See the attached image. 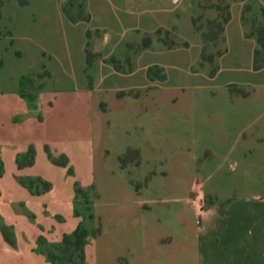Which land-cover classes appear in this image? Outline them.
Returning <instances> with one entry per match:
<instances>
[{"label": "crops", "instance_id": "crops-1", "mask_svg": "<svg viewBox=\"0 0 264 264\" xmlns=\"http://www.w3.org/2000/svg\"><path fill=\"white\" fill-rule=\"evenodd\" d=\"M120 1L133 15L128 49L144 34L166 28L162 22L148 26L145 19L162 13L166 0ZM232 4L240 15L244 6L254 5L264 19V0ZM70 5L75 6L63 23L82 26L75 59L57 57L49 42L33 38L26 41L32 48L27 70L3 75L0 57V264H57L47 254L80 224L87 231L81 260L66 264H264V81L230 87L227 100L211 106L193 97L181 127L171 120L163 124L156 106L150 108L154 112H139L133 135L126 112L106 133L95 107L99 88L93 73L102 67L116 75L130 71L120 65L128 55L100 56L104 42L89 37L97 30L89 24L92 14L75 16L81 4ZM31 12L34 24L42 11ZM7 20L3 51L25 21L16 9ZM240 28L250 42L251 64L256 39L246 35L241 19ZM63 43L66 47L67 40ZM86 49L97 54L90 62ZM5 56L15 60L10 52ZM39 70L41 85L30 98L23 96L20 79ZM251 70L259 73L264 66ZM196 126L203 127L202 147L195 144ZM196 148L206 154L200 165ZM29 149L31 163L19 167L17 159ZM60 157L64 163L57 162ZM81 194L88 206L85 219Z\"/></svg>", "mask_w": 264, "mask_h": 264}, {"label": "rangeland", "instance_id": "rangeland-1", "mask_svg": "<svg viewBox=\"0 0 264 264\" xmlns=\"http://www.w3.org/2000/svg\"><path fill=\"white\" fill-rule=\"evenodd\" d=\"M232 1L234 0H166L162 13H148L145 18L148 26L162 22L166 28L144 34L139 45L128 49L126 44L134 37L127 29L128 24L133 23V15L132 11L129 13L118 5L120 0H113L115 5L102 0H70V3L81 4L83 9H73V15L86 19L87 11L92 14L89 24L97 30L92 31L89 37L98 36L104 42L100 48V56L110 54L121 59L128 55V59L121 61L120 65L124 70L127 68L130 71L116 75L109 67H102L93 73V81L98 83L99 88V99L96 100L95 107L101 114L106 133L111 132L113 122L120 119V112H126L131 114L128 133L133 135L137 130L139 112L144 109L154 112L150 108L154 109L156 106L159 107L163 124L171 120L181 127V123L185 122L183 120L188 117L193 97L201 96L202 105L211 106L227 100L225 92H229L230 87H236L241 82L251 84L264 81V70L259 73L251 70L250 42L240 34L241 19L247 26L246 35H252L255 39L264 38V19L260 12L255 11L254 5L244 6L240 15L237 6L232 4L230 7ZM70 3L69 0H30L28 5L19 6L18 0H0V43L8 41L9 14L16 9L25 19L23 28L16 31L18 36L14 37L15 41L5 51L0 49L3 75L14 70L28 69L32 62V48L26 41L32 38L49 42L57 57L75 59L78 56L82 26L63 23L67 17V9L75 6ZM32 9H41L42 13L36 15L34 24H29ZM226 13L228 20L220 32L217 22H221ZM64 40H67L66 47ZM256 47L258 53L255 59L264 60V46ZM18 49L20 53H15L14 50ZM8 52L14 54L15 60L5 56ZM220 53L222 54L217 56ZM85 56L86 61L90 62L97 54L86 49ZM112 56L108 59H112ZM202 57L211 59L205 61ZM53 60L54 58L50 65H55ZM144 65H148L145 74L142 69ZM43 73L39 70L25 76L20 90L24 94L31 93L30 91L41 85ZM53 73L58 74V68ZM57 80L70 83V78ZM234 101L236 100L232 99L230 106H234ZM200 117H204L201 112ZM201 130L202 126L195 127L194 140L195 144L202 147L205 143L201 139ZM196 154V161L200 165L206 154L204 150L197 148ZM126 159L132 162L133 152H129ZM137 185L136 183L135 186ZM81 195L79 209L85 219L89 215L88 206L85 194ZM50 253L61 262L67 258L76 260L77 256L74 248L67 245L55 248Z\"/></svg>", "mask_w": 264, "mask_h": 264}, {"label": "trees", "instance_id": "trees-1", "mask_svg": "<svg viewBox=\"0 0 264 264\" xmlns=\"http://www.w3.org/2000/svg\"><path fill=\"white\" fill-rule=\"evenodd\" d=\"M227 20H228V13L225 14V16L222 18L221 22L220 21L217 22L218 31H220V32L222 31L223 25L226 23ZM262 31L264 32V26L262 28ZM203 36H204V38L208 39V37H206L205 34H203ZM256 43L259 47H263L264 46V38L259 39L257 37ZM257 53H258V48L256 47L253 49V52H252L251 68L253 70L260 69L261 67L264 66V60L257 61L255 59V55H257ZM202 59L205 61H209L211 59V57H208V58L202 57ZM24 78L25 77H22L20 79V86H21ZM21 93L23 96H25L27 98L31 97V93L24 94L22 91H21ZM31 161H32V156H31V150L29 149L24 158L17 159V165L19 167H21L23 165H27V163H31ZM57 162L58 163H64L65 162L64 157H60V159ZM46 187H47V185L44 184V188H46ZM76 192L80 193V190H76ZM86 235H87L86 229L80 224V225H78V227L75 229V231L72 233V235L70 237H63L61 244L57 247V248H59L60 246H66V245L72 246L74 248L75 252L77 253L76 260H74L72 258H67L65 261L61 262L58 260V258L55 255H53L51 253L47 254L48 259L51 262L57 263V264H66V263H70L72 261L79 263L81 260V247L84 243Z\"/></svg>", "mask_w": 264, "mask_h": 264}, {"label": "built area", "instance_id": "built-area-1", "mask_svg": "<svg viewBox=\"0 0 264 264\" xmlns=\"http://www.w3.org/2000/svg\"><path fill=\"white\" fill-rule=\"evenodd\" d=\"M198 223V221H196V224Z\"/></svg>", "mask_w": 264, "mask_h": 264}]
</instances>
